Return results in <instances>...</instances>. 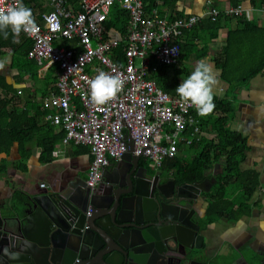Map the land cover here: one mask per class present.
Masks as SVG:
<instances>
[{"label": "built area", "instance_id": "2783aa9c", "mask_svg": "<svg viewBox=\"0 0 264 264\" xmlns=\"http://www.w3.org/2000/svg\"><path fill=\"white\" fill-rule=\"evenodd\" d=\"M115 2L128 13L123 32L106 25ZM46 4L48 9L32 15L31 0H0V19L11 18L13 33L31 41L27 56L37 62L39 76L56 68V90L43 99L47 119L62 129L63 144L89 147L88 187H95L105 167L129 148L157 169L181 146L200 138L198 112L208 97L192 92L189 97L171 95L152 74L161 64L178 62L184 30L198 24L202 15L172 20L147 15L142 0H46ZM240 12L237 5L223 14ZM219 14L218 8L210 7L207 18L215 20Z\"/></svg>", "mask_w": 264, "mask_h": 264}, {"label": "crops", "instance_id": "0c3cea01", "mask_svg": "<svg viewBox=\"0 0 264 264\" xmlns=\"http://www.w3.org/2000/svg\"><path fill=\"white\" fill-rule=\"evenodd\" d=\"M31 1L34 5L28 11L29 14L38 15L44 8H49H46V0ZM237 1L241 8L239 15L223 14L228 7H233L229 0H177L174 6L158 0L157 8L151 10L150 14L146 13L147 15L156 14L168 20L196 14L202 15V20H206L208 9L216 7L222 14L219 27L208 31L209 41L203 38L206 41L205 45L201 37L193 38L189 31L187 35L182 36L190 45L186 51L182 52L180 74L188 78L200 72L207 74L204 81L206 86L201 89L202 95H198L192 89L190 93L192 92L193 95L201 97L215 95L230 99L234 112L229 127L239 132L246 141V148L234 155V162L238 163L242 169L256 172L257 186L248 201V213L237 219L219 217L207 221L205 220L207 195L216 183L222 164L217 162L204 173L203 178L211 179L196 200V210L201 214L202 221L204 220L203 241L199 252L206 264H260L259 260L264 253V69L252 76L241 87L229 91L227 84L219 78L221 71L213 62L214 56L225 45L229 30L243 28L247 21H253L258 27L264 28V0ZM14 25V21L8 26L0 22V40L7 42L5 46L0 47V77L11 87L8 90L0 88V96L16 98L18 101L16 108L18 112H22L23 128L29 133L26 134L27 137L22 143L15 141L7 153H0V165L1 160L5 161L4 165L0 166V211L2 213L7 211V206L10 204L20 205L27 196L51 190L64 179L75 176L86 179L92 159L89 147L74 143L63 144L62 129L47 119L48 112L43 99L53 92L51 86L46 91L44 76H39L38 73L37 79L29 75L20 76L18 69L12 66L15 55L19 54V50L28 45V42H31L29 39L17 36L10 41L9 37L14 35L12 30ZM197 25L195 28L201 34L202 27ZM200 53L205 54L204 57L198 58ZM200 118H202L201 115ZM7 121L4 119L2 125H6ZM201 136L214 137L213 134L203 131ZM51 140L54 141L52 149L50 152H45L42 144ZM187 149L188 147L181 146L178 153L182 151L185 155H192L194 151ZM54 151L57 153L54 154ZM139 165L152 168L142 159H139ZM41 183L45 186L41 187ZM17 191L27 196L22 197L20 201L13 200V193ZM224 197L235 202L233 208L236 211L242 198V191L236 184L230 183L225 188Z\"/></svg>", "mask_w": 264, "mask_h": 264}, {"label": "water", "instance_id": "95a60500", "mask_svg": "<svg viewBox=\"0 0 264 264\" xmlns=\"http://www.w3.org/2000/svg\"><path fill=\"white\" fill-rule=\"evenodd\" d=\"M139 158L129 148L95 187L75 176L0 211V264L196 262L203 235L194 205L210 178L186 184L193 194L178 189L174 201L158 204Z\"/></svg>", "mask_w": 264, "mask_h": 264}, {"label": "trees", "instance_id": "16d2710c", "mask_svg": "<svg viewBox=\"0 0 264 264\" xmlns=\"http://www.w3.org/2000/svg\"><path fill=\"white\" fill-rule=\"evenodd\" d=\"M158 0H142L145 13L150 14L151 10L157 8ZM167 5L174 6L177 0H162ZM230 5L235 7L238 5L237 0H229ZM220 14L215 20L207 18L201 20L198 25L201 26L202 33H198L196 26L185 29L183 35H187L188 31L193 38L202 39L205 45L209 41L208 31L219 27ZM128 13L119 8L118 2H115L110 10V19L106 25L114 27L120 31L126 29ZM6 26L13 24L12 19H0ZM197 25V26H198ZM13 30V27H12ZM186 33V34H185ZM14 34V33H13ZM182 35V36H183ZM16 35L10 36L12 41ZM24 37V36H20ZM26 38V37H24ZM205 38V40H203ZM28 38H26L27 40ZM181 56L176 64L158 66L152 77L157 85L167 91L171 95L189 97L192 91L193 83L196 81H205L207 74L204 72L196 73L192 77H185L184 84H181L180 60L182 52L186 51L190 43L187 39L180 38ZM184 42V44H183ZM7 42L0 40V47L5 46ZM120 44L119 54L122 53ZM31 46V42L19 50V54L15 55L12 66L18 69L19 75H29L33 79H37L38 64L34 59L27 57V52ZM205 53V52H204ZM205 54H199L198 58L204 57ZM151 64H154V58H150ZM214 65L220 72V80L227 84L229 91L241 87L252 76L263 71L264 69V28H260L253 21L244 23L243 28L229 30L226 37L225 45L213 58ZM55 67L49 69L44 75L46 91L49 86L52 92H55ZM0 88L11 89L5 84L0 77ZM194 92V90H193ZM17 100L15 97L0 96V153H7L12 144L17 141L22 143L26 139L29 132L23 128L21 121L22 112H18ZM233 105L230 99L210 95L206 102L200 107L201 115L200 128L201 131L211 133L213 138L200 136L199 139L188 146L187 150H193L192 155H185L184 152L177 153L174 157L163 160L160 169L172 170L174 177L178 182H192L196 179L204 177V173L212 167L213 164L220 162L222 164L221 172L216 177V183L212 187L208 197L205 220L210 221L219 217L239 218L241 215L248 213L249 204L253 191L257 186V174L252 170L240 168L238 163L234 162V155L246 148L245 138L237 131L230 129V121L233 118ZM7 119L6 125H2V121ZM63 132V131H62ZM63 136V133L61 137ZM53 140L43 143L42 147L45 152H50ZM48 144V145H47ZM5 163L1 160V165ZM230 183L236 184L242 191V198L238 203V209L235 211L233 206L235 202L224 197V191ZM22 192L13 193V200H22L26 197Z\"/></svg>", "mask_w": 264, "mask_h": 264}, {"label": "flooded vegetation", "instance_id": "af4514ba", "mask_svg": "<svg viewBox=\"0 0 264 264\" xmlns=\"http://www.w3.org/2000/svg\"><path fill=\"white\" fill-rule=\"evenodd\" d=\"M139 159H141V158H139ZM143 161H145V160H143ZM139 166H141V165H139ZM143 167L146 168L147 176H148L149 181H150V183L152 185V191L157 196L158 204L161 203L162 201H164L166 203H170V202L174 201L178 189H181L180 190L181 194H186V195L187 194L188 195L189 194H193L195 191L194 190H190L188 188H185V185L186 184H192L195 181H200V180L196 179V180H194L192 182H178V180L174 177L172 170H164V169H162V170L161 169L153 170L152 168L150 169L148 166H143ZM203 179H201V180H203ZM210 179H209V181H210ZM209 181H207L204 184V187L200 190L199 194H201V191L204 190L207 187L206 185H207V183ZM159 191L163 192L166 196L173 195V197L172 198H168V199L160 197ZM199 194H198V198H199ZM194 208H195L194 219H196V217L199 218V227H200V231H201V234H202V224H203L204 220L202 221L201 214H199L197 212V210H196V203L194 205ZM193 258L196 259V262H193V264H206L203 261V256L199 252V249H195L194 250ZM169 264H174V262L173 263L171 262ZM244 264H246V263H244Z\"/></svg>", "mask_w": 264, "mask_h": 264}, {"label": "rangeland", "instance_id": "374dc122", "mask_svg": "<svg viewBox=\"0 0 264 264\" xmlns=\"http://www.w3.org/2000/svg\"><path fill=\"white\" fill-rule=\"evenodd\" d=\"M46 5V8H48L47 4ZM45 9V8H44ZM61 44H64V43H61ZM135 63L138 64L139 63V60H135ZM192 69V68H191ZM179 79H181V84H184L185 82V76L183 74H180L178 75ZM206 84L204 81H196L193 83V90L198 94V95H202V90L203 88H205Z\"/></svg>", "mask_w": 264, "mask_h": 264}]
</instances>
